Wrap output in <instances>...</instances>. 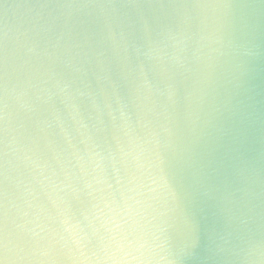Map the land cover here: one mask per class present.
<instances>
[{"label":"clouds","instance_id":"clouds-1","mask_svg":"<svg viewBox=\"0 0 264 264\" xmlns=\"http://www.w3.org/2000/svg\"><path fill=\"white\" fill-rule=\"evenodd\" d=\"M0 264H264V0H0Z\"/></svg>","mask_w":264,"mask_h":264}]
</instances>
